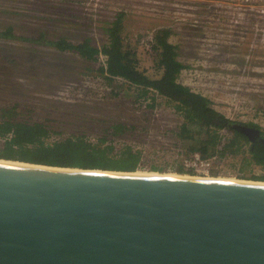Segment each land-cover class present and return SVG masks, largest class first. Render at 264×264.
I'll use <instances>...</instances> for the list:
<instances>
[{
  "label": "rangeland",
  "instance_id": "obj_1",
  "mask_svg": "<svg viewBox=\"0 0 264 264\" xmlns=\"http://www.w3.org/2000/svg\"><path fill=\"white\" fill-rule=\"evenodd\" d=\"M200 1L0 0V31L11 27L14 35L31 39L61 35L73 45L87 38L100 49L109 44L106 29L120 19L126 57L147 73L153 37L168 29L185 67L178 83L209 99L231 123L253 125L264 135V15L240 11L239 19L233 9L222 10V1ZM51 58L44 46L0 39V107L18 103L24 108L20 118L47 125L46 144L69 135L92 139L107 120L134 124L133 135L117 144L140 152L137 172L179 175L174 169L185 156L174 134L185 121L164 96L150 89L147 98L136 99L139 88L120 79L108 84L99 74L103 55L93 62L73 53ZM150 98L153 109L145 106ZM216 133L227 151L210 178L263 182L255 179L264 167L250 161L249 145L238 132ZM154 166L164 172L151 171Z\"/></svg>",
  "mask_w": 264,
  "mask_h": 264
},
{
  "label": "water",
  "instance_id": "obj_2",
  "mask_svg": "<svg viewBox=\"0 0 264 264\" xmlns=\"http://www.w3.org/2000/svg\"><path fill=\"white\" fill-rule=\"evenodd\" d=\"M136 173L0 159V264H264L263 182Z\"/></svg>",
  "mask_w": 264,
  "mask_h": 264
},
{
  "label": "trees",
  "instance_id": "obj_3",
  "mask_svg": "<svg viewBox=\"0 0 264 264\" xmlns=\"http://www.w3.org/2000/svg\"><path fill=\"white\" fill-rule=\"evenodd\" d=\"M110 24L111 27L106 29L109 44L100 49L92 46L87 38L78 45H73L67 37L61 35L49 37L39 34L36 39H31L14 35L11 27L0 31V39L22 40L34 46H44L49 48L51 59H59L73 53V56H79L80 60L93 62L98 55H103L105 61L99 69V74L108 84L120 79L134 88H139L136 89V99L147 98L149 90H155L165 97L173 112L184 119V125L177 129L174 135L178 148L185 157L188 158L196 152L202 158L216 155L222 160L227 145L217 142L216 132L229 129L227 124L231 122L212 107L209 99L178 83V74L185 67L178 60L177 47L169 42V30L162 29L153 37L154 47L148 51L153 68L147 73H142L134 61L125 55V44L119 36L121 20L116 19ZM29 54L34 56L37 53ZM26 60L33 62L29 57ZM149 101L145 106L153 109L155 99L150 98ZM19 108L23 107L18 103L3 104L0 107L1 160L59 168L137 172L140 152L130 144H117L121 139L133 135L136 130L134 124L107 120L92 139L84 135H69L46 144L44 140L50 136L49 127L43 123L23 120L20 118ZM247 153L251 162L264 167V145L257 143L249 146ZM151 171L164 172L155 166L151 167ZM174 172L179 175H192L182 165L175 168ZM214 173L213 171L212 175ZM255 180L264 182V175Z\"/></svg>",
  "mask_w": 264,
  "mask_h": 264
},
{
  "label": "built area",
  "instance_id": "obj_4",
  "mask_svg": "<svg viewBox=\"0 0 264 264\" xmlns=\"http://www.w3.org/2000/svg\"><path fill=\"white\" fill-rule=\"evenodd\" d=\"M214 1H222V10L233 9L239 19L243 18L242 15H239L240 11H248L253 15H264V0H201L200 2L205 3V5L212 3L215 6ZM227 5L229 6L227 7ZM235 22L237 23V20ZM181 163L183 168L189 171L192 176L209 177L219 167L220 160L216 155L209 158H202L199 153L195 152L188 158L183 157Z\"/></svg>",
  "mask_w": 264,
  "mask_h": 264
},
{
  "label": "flooded vegetation",
  "instance_id": "obj_5",
  "mask_svg": "<svg viewBox=\"0 0 264 264\" xmlns=\"http://www.w3.org/2000/svg\"><path fill=\"white\" fill-rule=\"evenodd\" d=\"M230 124H235V123H230ZM238 125H245L248 128H250L251 130H257L256 132H251V135H243L238 133L239 137H242V139H244L249 146L255 145L257 143H260L262 145H264V135L258 130L256 129L253 125L250 124H238Z\"/></svg>",
  "mask_w": 264,
  "mask_h": 264
},
{
  "label": "bare ground",
  "instance_id": "obj_6",
  "mask_svg": "<svg viewBox=\"0 0 264 264\" xmlns=\"http://www.w3.org/2000/svg\"><path fill=\"white\" fill-rule=\"evenodd\" d=\"M244 12H246V13H248V11H244ZM241 13V12H240ZM240 15H242V14H240ZM136 174H145V173H136ZM148 174H152V173H148ZM154 175H156V174H154ZM165 175H167V174H165ZM171 176H178V175H171ZM182 177H190V175H181ZM191 177H194V178H197V179H211V180H230V179H215V178H210V176L209 177H201V176H191ZM248 182H254V181H248ZM264 183V182H263Z\"/></svg>",
  "mask_w": 264,
  "mask_h": 264
}]
</instances>
